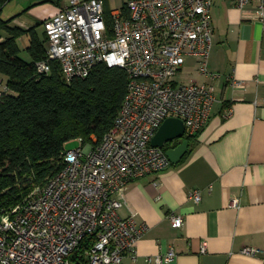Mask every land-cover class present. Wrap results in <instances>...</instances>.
<instances>
[{
	"label": "built area",
	"instance_id": "obj_1",
	"mask_svg": "<svg viewBox=\"0 0 264 264\" xmlns=\"http://www.w3.org/2000/svg\"><path fill=\"white\" fill-rule=\"evenodd\" d=\"M211 3L123 0L120 8H110L109 25L104 0H68L44 19L48 60L37 63L39 72L50 73V60H56L70 82L104 63L127 71L128 92L102 140L95 135L88 141L76 138L79 145L63 151L55 175L0 212V264H123L126 255H135L148 227L137 225L135 211L119 214L128 204L129 182L172 165L165 149L152 144L166 119L180 118L186 135L197 134L216 101L213 85L176 80L189 57L210 74ZM251 4L253 10L245 15L264 21V0H236L240 9ZM190 198L199 203L201 190H193ZM172 220L175 227L183 224L181 216ZM242 252L255 255L259 250L246 247ZM175 257L171 249L148 262L166 264Z\"/></svg>",
	"mask_w": 264,
	"mask_h": 264
},
{
	"label": "crops",
	"instance_id": "obj_2",
	"mask_svg": "<svg viewBox=\"0 0 264 264\" xmlns=\"http://www.w3.org/2000/svg\"><path fill=\"white\" fill-rule=\"evenodd\" d=\"M28 3H21L25 15L44 21L68 2ZM253 7L212 0L210 74L194 57L180 71H190L189 83L215 87L210 119L183 162L129 182L128 204L119 214L135 211L137 225L148 229L136 257L126 255L123 264H154L148 257L171 249L176 257L166 264H264V21L245 15ZM14 24L33 26L24 16ZM195 189L201 190L199 203L190 198ZM174 216L183 217L181 227ZM246 247L259 252L245 254Z\"/></svg>",
	"mask_w": 264,
	"mask_h": 264
},
{
	"label": "trees",
	"instance_id": "obj_3",
	"mask_svg": "<svg viewBox=\"0 0 264 264\" xmlns=\"http://www.w3.org/2000/svg\"><path fill=\"white\" fill-rule=\"evenodd\" d=\"M11 1L0 0V212L21 203L62 168L67 143L78 137L88 141L92 135L102 140L113 129L129 86L124 68L104 63L70 82L56 60H50V73L39 72L37 63L48 60L46 34L41 37L35 26L14 24L19 15L3 18ZM104 2L111 25L110 2ZM24 35L30 36V61L21 57L18 40ZM200 132L185 136L190 149L182 162L198 144Z\"/></svg>",
	"mask_w": 264,
	"mask_h": 264
},
{
	"label": "rangeland",
	"instance_id": "obj_4",
	"mask_svg": "<svg viewBox=\"0 0 264 264\" xmlns=\"http://www.w3.org/2000/svg\"><path fill=\"white\" fill-rule=\"evenodd\" d=\"M26 1L29 2L28 4H34V2L37 0H12L11 2H9L4 7L3 12H2V17L5 19H9V18L14 17L16 15L24 16V18L31 20L33 26L36 27L39 35L41 37H44L45 28H44V24L42 23L43 21L37 20L35 17H29L28 15H25V10H24V7L21 6V3H26ZM52 1H54L56 3L57 2H63V3L68 2V0H52ZM109 2H110V8L111 9L120 8L123 5V0H109ZM28 4L25 5V7H27ZM18 12H22V13H18ZM18 42H19V45L22 49L21 57L27 61H30L31 57L27 51V47L30 43V36L24 35L18 40ZM190 76H191L190 71L184 70L183 72H180L176 76V80L179 83H189L188 81H189ZM78 145H79V142L73 140V141L67 143L65 147L67 150H69V149L76 148Z\"/></svg>",
	"mask_w": 264,
	"mask_h": 264
},
{
	"label": "water",
	"instance_id": "obj_5",
	"mask_svg": "<svg viewBox=\"0 0 264 264\" xmlns=\"http://www.w3.org/2000/svg\"><path fill=\"white\" fill-rule=\"evenodd\" d=\"M186 125L185 122L176 117H170L164 121L157 133L152 139V144L156 147H166L169 143L176 140L182 142L176 146L167 149L166 153L169 156L173 165H178L190 149V141L185 138Z\"/></svg>",
	"mask_w": 264,
	"mask_h": 264
}]
</instances>
